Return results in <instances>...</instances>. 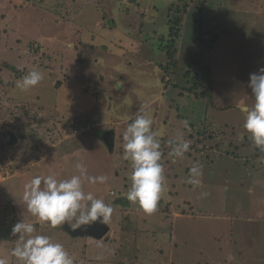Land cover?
I'll use <instances>...</instances> for the list:
<instances>
[{
	"label": "rangeland",
	"instance_id": "rangeland-1",
	"mask_svg": "<svg viewBox=\"0 0 264 264\" xmlns=\"http://www.w3.org/2000/svg\"><path fill=\"white\" fill-rule=\"evenodd\" d=\"M130 1L0 0V257L19 264L11 229L22 220L62 243L76 264H264V152L239 110L253 103L249 74L264 67V0ZM184 2L176 65L167 69L172 61L160 48L168 9ZM32 69L44 80L26 92L15 88ZM142 106L163 142L164 192L150 215L125 199L132 169L122 132ZM95 118L104 124L89 125ZM111 129L109 151L102 135ZM178 129L191 141L183 158L168 155ZM27 145L35 158L44 147L34 167L35 153L23 155ZM25 158L23 174L15 164ZM77 162L108 177L83 184L114 209L100 239L40 223L22 201L31 178H69ZM194 163L202 166L198 182H190Z\"/></svg>",
	"mask_w": 264,
	"mask_h": 264
},
{
	"label": "clouds",
	"instance_id": "clouds-1",
	"mask_svg": "<svg viewBox=\"0 0 264 264\" xmlns=\"http://www.w3.org/2000/svg\"><path fill=\"white\" fill-rule=\"evenodd\" d=\"M44 78L42 71L32 69L16 82V87L26 92L39 85ZM120 85L118 82L117 87ZM248 87L253 103L251 106L244 102L239 105V110L244 114L243 128L252 144L264 152V67L249 74ZM129 120L122 132L123 159L130 161L132 169L129 177L131 185L125 199L136 203L144 213L150 215L157 210L164 192L163 153L157 133L152 130L153 120L143 106ZM94 123L103 124L97 119L91 124ZM181 124L184 130L190 131L187 120L181 121ZM108 131L111 130L105 132ZM168 144L170 157L183 158L190 149L191 141L185 139V131L178 129L174 140H169ZM7 162H12L11 158ZM75 168L78 174L66 179H58L55 173L36 175L24 184L22 201L28 213L38 222L47 223L52 228L67 224L72 230H86L94 223L107 224L111 220L114 211L111 204L97 198L92 192L86 193L83 188L84 181L104 184L108 177L89 175L87 166L82 162H77ZM201 169L199 163L193 164L190 182H198L196 178L201 175ZM35 233L34 223L20 220L13 225L11 234L18 238L11 255L19 264H76V258L62 243ZM0 264H8V260L0 257Z\"/></svg>",
	"mask_w": 264,
	"mask_h": 264
},
{
	"label": "trees",
	"instance_id": "trees-1",
	"mask_svg": "<svg viewBox=\"0 0 264 264\" xmlns=\"http://www.w3.org/2000/svg\"><path fill=\"white\" fill-rule=\"evenodd\" d=\"M179 1H182V0H179ZM204 1H208V0H204ZM130 2H132V0L130 1ZM129 3V2H128ZM207 3V2H206ZM138 2L137 3H135V6H138ZM184 5H183V9L181 10L180 9V7H178V6H176V7H173V6H170L169 7V9H168V16H167V18H168V20H167V25H168V31H169V36L167 35V39L165 40V44L164 45H162L161 46V48L160 49H162V48H164L166 51H167V55H169L170 56V59H171V63H169V64H166V68L168 69L171 65L174 67L175 65H176V63H175V49H174V43L176 42V40L179 38V34H180V30H179V23H180V21H181V15L186 11V9L188 8V4L186 3V2H184L183 3ZM203 7H204V5H203ZM204 9H206V8H204ZM202 10V9H201ZM201 10H200V12H201ZM122 12H126L124 9H122ZM216 37V36H215ZM214 37V38H215ZM161 39L162 40H164V38L163 37H161ZM215 40H218V38H215ZM174 52V53H173ZM172 68V67H171ZM173 69V68H172ZM166 75H167V73H166ZM171 77H172V74H169L168 76H167V81H166V79H165V81L168 83L170 80H171ZM165 78H166V76H165ZM203 78H204V80L206 81V83H207V87H208V89L212 86V79H210V76L209 75H206L205 77H204V75H203ZM178 85H176L175 87H177ZM179 87V86H178ZM15 88H17L16 86H15ZM14 88V89H15ZM181 90H183L181 87H179V93H180V91ZM178 93V94H179ZM181 93H183L184 94V91H181ZM183 94H181L182 96H183ZM180 97V96H179ZM172 102V101H171ZM170 106L172 107V104H170ZM180 107H178V109H179ZM157 112H159V108L157 109ZM7 117V116H6ZM179 117H180V115H179ZM80 119H82V118H76V120H74V121H76L75 123L76 124H81V127L85 124V120L86 119H84V121H80ZM161 118L160 119H158V124L159 125H161ZM90 124H91V122H90ZM89 124V125H90ZM153 128H155V126L153 127Z\"/></svg>",
	"mask_w": 264,
	"mask_h": 264
},
{
	"label": "water",
	"instance_id": "water-1",
	"mask_svg": "<svg viewBox=\"0 0 264 264\" xmlns=\"http://www.w3.org/2000/svg\"><path fill=\"white\" fill-rule=\"evenodd\" d=\"M102 138L107 148H109V151H112L114 146V132H104ZM12 142H16V138L13 133L10 134V143ZM108 231L109 226L107 224H99L98 222L94 223L91 227L87 228L86 230H81L79 228L76 230L69 229V232L72 236H90L95 239L102 238L108 233Z\"/></svg>",
	"mask_w": 264,
	"mask_h": 264
},
{
	"label": "crops",
	"instance_id": "crops-1",
	"mask_svg": "<svg viewBox=\"0 0 264 264\" xmlns=\"http://www.w3.org/2000/svg\"><path fill=\"white\" fill-rule=\"evenodd\" d=\"M157 113H159V112H157ZM95 119H97V120H100L99 118H95ZM103 123V122H102ZM104 124V123H103ZM111 131H113L112 129H111ZM78 132V131H77ZM114 132V131H113ZM114 138H115V133H114ZM16 142H17V139H16ZM161 142V141H160ZM162 144H163V142H161ZM41 149L43 150L44 149V147H41ZM42 150L39 152V155L35 158V155H36V150H35V147H29L28 145L23 149V155H24V157H26L27 155L29 156V154L31 155V157H32V155H33V158H32V162H31V167H34V165L35 164H37V163H41V162H38V160H39V158L41 157V152H42ZM48 154H45L44 155V157L46 158V156H47ZM11 160H12V162H14V161H16L14 158H13V156H12V158H11ZM27 160V158H25V159H23V161H22V163H23V165L22 166H20L19 165V162L17 161V163L15 164L16 166H17V168L21 171V169H22V173L23 174H25V172L27 171V167H26V162H30V161H26ZM34 164V165H33ZM19 174V173H18ZM12 177H14V176H12ZM110 229V228H109ZM90 238H93V237H90ZM95 239V238H94Z\"/></svg>",
	"mask_w": 264,
	"mask_h": 264
}]
</instances>
